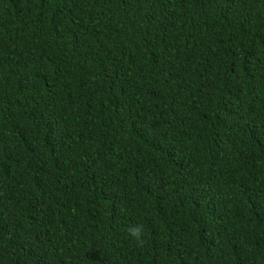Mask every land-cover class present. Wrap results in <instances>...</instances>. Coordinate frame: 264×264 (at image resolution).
<instances>
[{"label":"trees","instance_id":"obj_1","mask_svg":"<svg viewBox=\"0 0 264 264\" xmlns=\"http://www.w3.org/2000/svg\"><path fill=\"white\" fill-rule=\"evenodd\" d=\"M0 264H264V0H0Z\"/></svg>","mask_w":264,"mask_h":264},{"label":"clouds","instance_id":"obj_2","mask_svg":"<svg viewBox=\"0 0 264 264\" xmlns=\"http://www.w3.org/2000/svg\"><path fill=\"white\" fill-rule=\"evenodd\" d=\"M129 235L133 238L136 242L137 246L142 247L145 243V233L144 227L142 224H136L127 229Z\"/></svg>","mask_w":264,"mask_h":264}]
</instances>
